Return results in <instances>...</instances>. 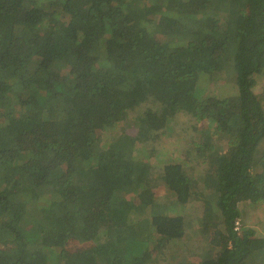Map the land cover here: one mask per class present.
<instances>
[{
	"label": "trees",
	"instance_id": "trees-1",
	"mask_svg": "<svg viewBox=\"0 0 264 264\" xmlns=\"http://www.w3.org/2000/svg\"><path fill=\"white\" fill-rule=\"evenodd\" d=\"M263 74L264 0H0V264H155L191 202L200 264H264L242 211L264 205ZM180 115L203 176L139 153Z\"/></svg>",
	"mask_w": 264,
	"mask_h": 264
},
{
	"label": "rangeland",
	"instance_id": "rangeland-1",
	"mask_svg": "<svg viewBox=\"0 0 264 264\" xmlns=\"http://www.w3.org/2000/svg\"><path fill=\"white\" fill-rule=\"evenodd\" d=\"M234 82V77L231 73L222 72L215 79L211 90L219 98L224 99L232 93ZM234 89L236 90V87ZM256 93L262 97L264 96V74L259 78V86L256 89ZM148 106H152V104ZM123 127L122 125L118 126L103 135L100 140L101 147L106 148L108 143L122 133ZM199 128L200 130L203 128V122L197 123L191 116L180 115L176 117L167 133L160 136L157 141L149 144H144V142L138 144L139 153L146 157H151L149 161L154 171L158 174L164 167V161L172 160L179 163L185 162L187 168L190 169L195 177L203 176L210 167V161L201 157L196 147V143L200 142L201 137V134L196 130ZM220 146L223 149L226 147L223 143ZM166 194L167 191L165 192L164 187L155 192L156 199L159 201H162L164 197L166 198ZM201 206L200 202H191L185 206L183 212L188 216L186 222L189 225L185 238L180 244L173 246L172 250L163 259L159 257L160 253H156L153 256L156 259L155 264H200L203 252L208 250L209 244L200 231L199 221L203 215ZM242 211L244 226L249 229H255L259 235L264 236V205L260 204L254 207L246 204L242 207ZM66 249L67 252L73 250L72 247H67Z\"/></svg>",
	"mask_w": 264,
	"mask_h": 264
}]
</instances>
